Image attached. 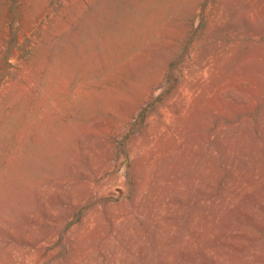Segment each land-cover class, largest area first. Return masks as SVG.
I'll use <instances>...</instances> for the list:
<instances>
[{"label": "rangeland", "instance_id": "374dc122", "mask_svg": "<svg viewBox=\"0 0 264 264\" xmlns=\"http://www.w3.org/2000/svg\"><path fill=\"white\" fill-rule=\"evenodd\" d=\"M0 264H264V0H0Z\"/></svg>", "mask_w": 264, "mask_h": 264}]
</instances>
